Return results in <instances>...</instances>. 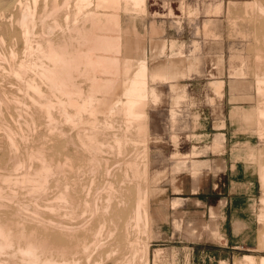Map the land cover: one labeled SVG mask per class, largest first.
Here are the masks:
<instances>
[{
	"label": "bare ground",
	"instance_id": "obj_1",
	"mask_svg": "<svg viewBox=\"0 0 264 264\" xmlns=\"http://www.w3.org/2000/svg\"><path fill=\"white\" fill-rule=\"evenodd\" d=\"M124 3L146 0H0V264H107L127 246L124 264L150 262L142 180L157 52ZM242 3L264 119V0Z\"/></svg>",
	"mask_w": 264,
	"mask_h": 264
},
{
	"label": "rangeland",
	"instance_id": "obj_2",
	"mask_svg": "<svg viewBox=\"0 0 264 264\" xmlns=\"http://www.w3.org/2000/svg\"><path fill=\"white\" fill-rule=\"evenodd\" d=\"M181 1L152 0L149 6L151 13L138 20L142 33L148 31L152 21L164 24V33L156 39L162 36L169 43L171 40L182 42L187 55L194 48V41L201 46L196 52L200 72L182 81L187 83L189 99L181 102L175 122L170 116L173 93L168 84L159 87L161 101L152 110L153 171L148 162V177L142 180L147 182L141 183L146 185L143 190L148 191V195L149 190H153L150 199L152 235L141 240L148 243L149 264H221L222 261L241 264L245 255L259 257L264 254L261 237L264 221L258 218L264 211L260 201L264 196L260 174L264 167V139L258 133L262 126L264 129V119L257 116L260 99L255 94V67L251 59L254 45H248V40L238 34L245 31L251 39V25L243 13L244 0H234L238 3L223 0L222 11L219 14L211 12L210 15L205 13L209 4L221 0H187L194 8L199 7L203 11L195 23H191L185 11L181 12ZM171 4L176 7L174 15L169 11ZM155 10L159 14H153ZM137 11L131 4H123L125 20L135 18ZM209 19L213 35L206 36L202 29ZM198 26L201 27L199 34L196 31ZM242 57L249 60L244 79L249 83L247 87L245 83L238 86L229 74L231 67L241 64ZM218 78L225 80V96L222 98L216 96L210 86V82ZM245 94L251 95L248 101H232L234 97ZM244 105L252 108L247 126L240 115L232 116L233 112L241 113ZM223 121L225 125L220 127ZM147 127V140L150 141V129ZM190 134L201 137L190 140ZM175 135L178 146L173 141ZM215 140L219 146L214 149ZM246 141L252 146L249 151L253 152L255 163L245 157L244 151L241 152ZM194 145L198 152L194 157L199 160L196 161L198 174L194 175L190 168L171 173L172 153L177 150L190 152ZM191 164L188 163L189 166ZM155 170L167 171L158 183H155ZM120 250L121 253L107 264H124L131 255L130 248L127 246ZM146 261L140 264H148Z\"/></svg>",
	"mask_w": 264,
	"mask_h": 264
},
{
	"label": "crops",
	"instance_id": "obj_3",
	"mask_svg": "<svg viewBox=\"0 0 264 264\" xmlns=\"http://www.w3.org/2000/svg\"><path fill=\"white\" fill-rule=\"evenodd\" d=\"M152 0H147L145 5L136 12L135 18H142L146 15H149L150 10L149 6ZM166 1V0H165ZM179 7V5H178ZM223 7V0L220 2H211L209 4V9H206L205 13L209 12H215L216 14H219L222 11ZM182 11H185L186 15H189L191 18V23H195L198 20V17L203 13L201 8L196 7L192 5L187 0H182L180 2V7ZM170 14L176 13V7L171 4L169 8ZM153 14L157 15L159 14L158 10L152 11ZM210 15V14H209ZM211 19L206 20L203 26L202 31H204L206 36L213 35L212 31L209 28V22ZM197 22L196 24H198ZM153 28V29H152ZM201 27H197L196 31L197 34L200 33ZM165 31L164 24H158L155 21H152L148 31H146L145 36L148 41V51L150 54H153L157 52V57L151 61V71L149 76V82H150V99L148 102V119H149V129H150V141H149V151H148V162H150V168L153 171V165H152V142L154 139L153 131H152V110L154 106H157L159 102L161 101V92L159 90L160 85L168 84L173 96H172V107L170 110V116L171 119L175 122L177 120V117L179 115V107L182 101L189 99V93L187 92V83L182 82L185 79H191L193 74L199 73V57L197 56L196 52L201 48L198 41H194V48L190 51V53L187 55L184 53V44L177 40H171L169 43L166 39L162 38V36L159 39H156L158 35L163 34ZM150 32V33H149ZM152 32V33H151ZM150 35V36H149ZM151 47L149 48V46ZM160 50V51H159ZM160 53V54H159ZM179 54V55H178ZM176 55V56H175ZM181 55V56H180ZM172 56V57H171ZM177 56L180 57V59H177ZM183 56V57H182ZM174 57V58H173ZM163 58V59H162ZM174 59V60H173ZM177 59V60H176ZM182 59V60H181ZM160 60V62H159ZM162 60V61H161ZM222 59H219V62H221ZM158 62V63H155ZM172 62V63H171ZM165 65L163 67V65ZM175 63V64H174ZM162 65V66H161ZM218 66H220L218 64ZM180 67V68H179ZM161 68V70H160ZM237 66L231 67L229 70V74L231 77L235 78V82L238 86L243 85L247 87V82H245V75L238 76L236 75V69ZM157 69V70H156ZM180 69V70H179ZM159 72V73H158ZM244 78V79H242ZM239 79V80H238ZM240 82V83H239ZM210 86L212 87V90L216 94V96L222 98L225 96V80L222 78L214 79L210 82ZM251 98V95H242L240 97H234L232 101H248ZM252 108L251 106H242L240 109L241 113L233 112L232 116H238L240 115L242 119L244 120V124L247 126L249 116L252 114ZM150 112V113H149ZM223 121L222 124H220V127H223L225 124ZM190 140H195L197 138H200L201 135L197 134H190L188 135ZM173 141L175 142V146H178V137L175 135L173 136ZM219 146L218 140H215L213 142V148H217ZM245 147V148H244ZM251 145L248 144V141L245 142V145L241 148V152L244 151L245 157L250 160V162H254V156L253 152L249 151L251 150ZM198 152L196 151V146L194 145V148L190 152H181L179 150L175 151L171 155V159L173 160V165L171 167V173H178L182 170H187V168L191 169V172L195 175L198 174L197 170V163L194 157H197ZM189 162H192L191 166L188 165ZM166 170H155L156 173V182L158 183L161 181V179L166 176ZM259 175V172H258ZM153 190H150L149 195V220H150V236L152 235V217H151V210H150V199L152 195ZM171 205L174 206L172 203ZM152 209V205H151ZM153 215V214H152ZM260 215V214H259ZM258 215V218H259ZM241 225V224H240ZM239 226V225H238ZM255 256V255H254ZM261 256V255H260ZM264 256V254H262ZM242 259V258H241ZM228 261H222L221 264H227ZM229 264V263H228Z\"/></svg>",
	"mask_w": 264,
	"mask_h": 264
}]
</instances>
